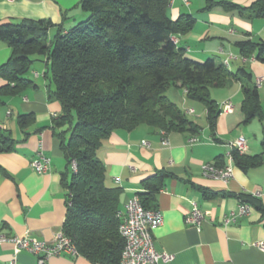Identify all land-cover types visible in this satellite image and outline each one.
<instances>
[{
	"label": "crops",
	"instance_id": "obj_1",
	"mask_svg": "<svg viewBox=\"0 0 264 264\" xmlns=\"http://www.w3.org/2000/svg\"><path fill=\"white\" fill-rule=\"evenodd\" d=\"M79 1L0 0V23L49 18L69 29L87 16ZM209 1L222 0H170L168 14L172 19L182 14L195 18L193 27L174 35L173 40L187 56L198 61L213 58L224 63L232 53L234 56L225 66L233 72L241 67L252 72L253 79L259 82L264 109V62L255 54L242 55L237 45L242 40H264V17L220 5L207 9ZM225 1L249 7L256 0ZM11 53V46L0 41V65ZM33 58L36 60L26 74L33 84L20 92L0 95V128L14 140L11 150L0 151V235L51 241L64 230L68 210V190L63 184L68 163L61 147V133L66 135L68 126H54L62 107L51 96L55 86L48 64L42 57ZM6 83L0 76V88ZM211 95L219 106L228 100L234 106L231 112L220 111L215 135L207 122L205 106L189 99L186 88L178 84L168 89L167 96L178 105L179 101L188 117L202 127L198 134L165 130L169 143L164 144L162 130L146 124L133 130L117 129L104 140L97 155L106 166L108 185L121 187L119 209H124L131 197L147 191L143 186L146 178L160 170L173 173L164 180L154 207L163 213V222L153 230L155 248L173 254V259L163 264H264V249L256 244L264 242V212L245 203L250 205V211L241 214L240 205L244 203L238 196L253 195L264 204V162L243 169L234 161L231 147L244 135L246 154L264 153V118L244 121L241 105L245 96L239 80L213 87ZM188 109L194 112L188 113ZM23 114L31 116L22 125ZM192 136L197 140L191 143ZM40 153L51 159L44 173L31 165ZM231 156L234 175L228 181L203 174V164L223 167ZM195 207L204 213L199 225L187 218ZM0 264L39 263L32 252L12 242H0ZM44 264L96 263L82 255H60L49 257Z\"/></svg>",
	"mask_w": 264,
	"mask_h": 264
},
{
	"label": "trees",
	"instance_id": "obj_2",
	"mask_svg": "<svg viewBox=\"0 0 264 264\" xmlns=\"http://www.w3.org/2000/svg\"><path fill=\"white\" fill-rule=\"evenodd\" d=\"M85 19L66 29L49 18L0 23V41L12 53L0 65L6 84L0 95L20 92L33 81L26 76L35 60L42 57L54 83L51 96L62 107L54 126L67 125L61 133V147L68 167L63 184L68 190V210L63 229L76 245L79 255L96 264H121L124 238L119 231L121 187L107 183L106 166L97 151L117 129L133 130L146 124L167 132L198 134L202 127L167 96L171 86L186 88L189 99L201 102L207 122L215 135L220 107L212 97L213 87L231 80L242 82L244 121L264 118L257 81L241 67L237 72L208 58L198 61L187 56L173 40L190 30L195 18L182 14L172 19L170 0H80ZM220 5L242 14L264 17V0L249 7L232 1H209L205 8ZM56 31L50 36V28ZM241 54H252L264 62V40L237 42ZM31 115L20 116L25 124ZM60 134V133H59ZM14 140L0 128V151L13 148ZM264 145V142H263ZM234 161L243 169L264 162V153L248 155L232 150ZM77 170L72 169V161ZM173 176L160 170L143 181L147 190L139 194L146 208L155 207L164 180ZM243 203L264 212V204L253 195L240 193Z\"/></svg>",
	"mask_w": 264,
	"mask_h": 264
},
{
	"label": "built area",
	"instance_id": "obj_3",
	"mask_svg": "<svg viewBox=\"0 0 264 264\" xmlns=\"http://www.w3.org/2000/svg\"><path fill=\"white\" fill-rule=\"evenodd\" d=\"M234 55L231 53L224 60V64H229V59ZM257 84L259 82L257 81ZM221 112L233 111L232 101H225L220 106ZM188 113H193V109H188ZM164 134L163 143L168 144ZM197 140L196 136L190 138V142ZM147 143V141H144ZM232 149H237L240 153H245L248 149L247 139L240 135L231 143ZM232 156L226 166H218L214 163H205L202 166V172L206 177L228 181L234 175V165ZM51 164L50 157L40 153L37 158L31 162L33 169L39 173L46 172ZM72 169L77 170V163L72 161ZM250 211L249 204L240 205V213L245 214ZM120 217L119 231L124 238V247L121 253V264H163L173 259V254L161 252L155 248L153 230L163 222V213L156 208H146L139 196H133L125 203L124 209L117 212ZM204 213L195 207L188 215V221L192 224L199 225L203 219ZM234 218V215L233 217ZM229 220V219H228ZM0 242H12L17 247L26 249L37 256L38 263L44 264L51 256L70 255L78 256L79 252L72 238L64 230L58 231L51 241L34 240L27 236H8L0 235ZM264 249V242L256 243Z\"/></svg>",
	"mask_w": 264,
	"mask_h": 264
},
{
	"label": "rangeland",
	"instance_id": "obj_4",
	"mask_svg": "<svg viewBox=\"0 0 264 264\" xmlns=\"http://www.w3.org/2000/svg\"><path fill=\"white\" fill-rule=\"evenodd\" d=\"M53 31L55 32V29H53V30L50 32V33H51V35H53V34H54V32H53ZM51 35H50V36H51ZM34 56H35V57H40V56H39V55H37V54H35ZM196 102H198L199 104H202V103H201V102H199V101H196ZM178 103H179V105H180V102H179V101H178ZM199 106H200V105H199ZM190 117H193V116H192V115H190Z\"/></svg>",
	"mask_w": 264,
	"mask_h": 264
}]
</instances>
